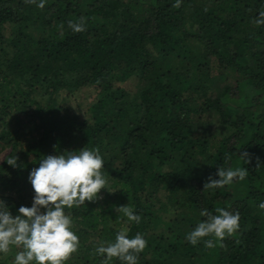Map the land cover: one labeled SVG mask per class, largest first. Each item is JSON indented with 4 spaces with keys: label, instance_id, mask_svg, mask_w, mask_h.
Here are the masks:
<instances>
[{
    "label": "trees",
    "instance_id": "16d2710c",
    "mask_svg": "<svg viewBox=\"0 0 264 264\" xmlns=\"http://www.w3.org/2000/svg\"><path fill=\"white\" fill-rule=\"evenodd\" d=\"M260 11L264 0H45L43 8L0 0V151L8 148L0 199L13 214L30 206L28 172L43 155L94 148L108 190L65 208L79 237L65 264H101L96 242L121 228L147 241L137 264H264ZM81 18L84 31L73 32L68 22ZM29 22L47 34L29 36ZM133 75L132 92L120 83ZM83 86H95L98 97L79 116L59 98ZM28 119L37 137L19 148ZM211 120L220 131L208 129ZM12 156L15 167L6 162ZM218 166L247 175L204 189ZM121 205L140 222L127 221ZM217 208L238 213L239 228L221 242L205 237L211 248L190 244L185 236L205 219L201 210ZM14 250L0 264H11Z\"/></svg>",
    "mask_w": 264,
    "mask_h": 264
},
{
    "label": "clouds",
    "instance_id": "9594fccd",
    "mask_svg": "<svg viewBox=\"0 0 264 264\" xmlns=\"http://www.w3.org/2000/svg\"><path fill=\"white\" fill-rule=\"evenodd\" d=\"M36 7L43 8L45 0H28ZM179 0H177V4ZM69 21L73 32L84 31V24ZM256 25L264 24V11L257 14ZM242 157L246 154L241 153ZM226 159H230L226 155ZM8 165L16 166L17 157L6 159ZM247 163V159L245 158ZM104 160L94 148L81 147L78 150L43 155L38 166L29 170L27 180L31 184L33 196L30 206L20 205L13 214L3 199H0V254L8 255L18 249L11 264H65L69 256L79 247V237L73 230V218L65 208L71 209L94 201L101 189H107V180L101 169ZM247 170L241 167H217L216 176L204 183V189L215 190L233 183L235 178L243 179ZM258 207L264 210V201ZM127 221L139 223L141 217L130 207L117 208ZM216 213L202 209L205 219L196 223L185 239L192 245L203 242L206 247H214L213 239L221 242L239 228V214L226 208H217ZM147 241L137 232L129 237L127 229L121 228L112 241L96 242L95 253L103 257L101 264H109L113 258L121 264H137L138 255L146 247Z\"/></svg>",
    "mask_w": 264,
    "mask_h": 264
},
{
    "label": "rangeland",
    "instance_id": "374dc122",
    "mask_svg": "<svg viewBox=\"0 0 264 264\" xmlns=\"http://www.w3.org/2000/svg\"><path fill=\"white\" fill-rule=\"evenodd\" d=\"M24 31L31 37H40L47 34L45 28H43L39 23H25L23 25ZM136 75H133L128 81L124 83H120L122 88L134 91L136 87ZM98 97L97 88L95 86H83L78 89L72 90L69 93L60 94V103L66 107L71 108L74 112H76L79 116H86L88 114L87 107L91 105L96 98ZM31 120L28 119L27 124L22 127L19 132V148H24L26 144L33 141L37 137L36 131L33 129V124H30ZM216 120L210 121L209 125H207L208 129L212 132L220 131V126H217ZM8 148L3 147L0 151V159L6 154ZM161 167L160 169H163ZM104 190L100 191V196L104 194ZM18 249L14 250L17 251ZM12 261V259H10Z\"/></svg>",
    "mask_w": 264,
    "mask_h": 264
}]
</instances>
